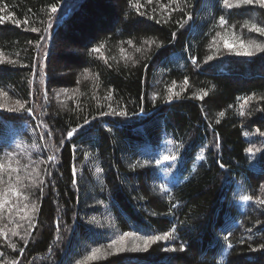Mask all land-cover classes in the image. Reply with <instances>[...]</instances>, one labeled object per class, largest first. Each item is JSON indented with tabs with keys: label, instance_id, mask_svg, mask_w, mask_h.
<instances>
[{
	"label": "trees",
	"instance_id": "obj_1",
	"mask_svg": "<svg viewBox=\"0 0 264 264\" xmlns=\"http://www.w3.org/2000/svg\"><path fill=\"white\" fill-rule=\"evenodd\" d=\"M230 3L0 0V16L28 21L0 23V193H20L0 196V264H264V7ZM166 140L181 167L163 195L138 162ZM166 231L147 251H110L126 232Z\"/></svg>",
	"mask_w": 264,
	"mask_h": 264
},
{
	"label": "snow or ice",
	"instance_id": "obj_2",
	"mask_svg": "<svg viewBox=\"0 0 264 264\" xmlns=\"http://www.w3.org/2000/svg\"><path fill=\"white\" fill-rule=\"evenodd\" d=\"M148 2L151 3V0H148ZM240 2L242 4H244V5L258 4L261 7H264V0H240ZM223 4L228 9H231L233 7V4L230 3V0H223ZM50 11L53 14L57 13L58 9H57V7H56L55 4L52 5ZM141 14H143V13H141ZM6 20H12V22L15 23L17 27H20L22 23L24 25H27L28 24V21L27 20H24L23 22H21L19 20H14L10 16H0V23L5 22ZM225 23H226V20H225L224 16H221L220 17V24H221V26H223ZM51 26H52L51 23H49L48 28H50ZM252 28L257 33H259L261 35H264V27H257L256 25H252ZM31 31H33V32H39L40 30L38 28L33 27V28H31ZM45 32H47V28L45 29ZM173 35H175V34H173ZM43 39H45V37L42 36L41 37V40H43ZM128 43L131 44L132 41L129 40ZM145 43L150 45L153 42L152 41H145ZM37 46H39V45H37ZM224 46H225V48H232L233 47V45L230 44L228 40H225L224 41ZM251 47H253V45H248V44H244L243 42H241L239 44V51H237V55H245V56L252 55V52L249 50ZM255 48L257 50H264V48H262V46H260V45H255ZM94 51H99V49H94ZM137 51H139V49H137ZM208 59L211 60V59H213V57L212 56H209ZM9 63L14 64L15 61H9ZM193 63H195V58H193ZM184 83H185V85H187L188 81L185 80ZM177 95H179V94L177 93ZM207 95H208L207 92H203L197 98L198 99H203ZM107 99L108 100H112V93L111 92H109V94L107 96ZM251 99H252V97H247L244 100V104H247L248 101L251 100ZM17 103H19V101ZM19 107H20V109H24V105L23 104H19ZM109 107H111V105H109ZM243 107H244V105H241L240 115H244ZM24 110L27 111V112H29V113L32 112V109H30V108L29 109H24ZM112 112H113V114H119V115H125L126 114L123 110H121L119 113H117L115 109H112ZM219 115L221 117H223L225 115V113L223 111H221L219 113ZM85 123H88V122L85 121ZM217 123H219V121H217ZM76 131H77V129H73V130L69 131L67 133V137L69 139L72 138L73 135L76 133ZM256 131L259 133L260 136H264V132L260 131L259 129H257ZM245 135H247V133H245ZM246 151L251 154L253 152V147H249ZM164 159H166V160L167 159H175V157L174 156L173 157L165 156ZM201 159H202V157H201ZM54 160H55V157L54 156H49L48 157V161L49 162H52ZM0 167H3V166L0 165ZM12 171L15 172V171H18V170L17 169H12ZM97 171H100V169H97ZM33 172L35 173V176H33L32 179H33V182L35 183L36 182V177L39 176V172L36 171L35 169H33ZM49 175H50V173H49ZM73 177H75V170H73ZM17 179H19V177H17ZM38 182L40 184H43L44 183V180L41 179ZM73 182H75V180H73ZM9 192L12 195H16V196H19L20 195V193L17 192L14 188H9V189H6L5 192L0 193V196H6ZM41 194H43V189L42 188H41ZM24 199L26 200L27 197L25 196ZM245 199H248V197H245ZM8 202L9 201L6 200V199L3 200V202H0V208H2L3 205L5 203H8ZM260 203L261 204H264V200H261ZM24 207L27 208L28 205L25 204ZM32 209L33 210H36L35 203L32 204ZM8 210H9V212L12 211L11 208H9ZM21 218L23 219V217H21ZM174 230L175 229L173 228V231ZM12 235L16 236V235H19V233L16 232L15 230H13ZM170 235H171V233L170 232H167V231L164 232L163 235H142V236H137L136 233H134V232H126V233H124L123 236L119 237L118 240H113L112 241V245H117V244L119 245L117 247V249H116L118 252H123V251H126V250H131V251H147L152 244H155V243L160 242V241H165V242L168 241L169 238H170ZM128 237H131L132 238V245H131L130 248H127L125 246V244H124L125 239L128 238ZM57 239L59 240V237H57ZM224 239L227 240L228 237L225 236ZM137 241H142L143 247H141L139 243H136ZM112 245H110V247ZM11 247L12 248H15L16 246L15 245H11ZM262 247H264V245H262ZM178 250L179 251H184L185 250L184 245L181 244L180 247H179V249L174 248V247L173 248H164V251H178ZM94 251H96V250H94Z\"/></svg>",
	"mask_w": 264,
	"mask_h": 264
},
{
	"label": "rangeland",
	"instance_id": "obj_3",
	"mask_svg": "<svg viewBox=\"0 0 264 264\" xmlns=\"http://www.w3.org/2000/svg\"><path fill=\"white\" fill-rule=\"evenodd\" d=\"M231 49H235L236 48L233 47ZM239 51V49H238ZM254 138V137H253ZM252 139V138H251ZM262 143H258L256 140H254L250 147H253V152L250 154V157L252 159V164H256L257 160H258V155L259 152H261V149L263 148ZM180 147L179 145L177 146L176 144L172 143L170 140H166L165 143L162 144L161 148L159 149V151L156 152V155L159 156L158 157V161H154L151 159V157L149 156V154H147L146 156L149 157V159L146 160H140V162H138V164L142 165V166H151L154 167L156 169V172L158 174V179L155 182L156 185V189L158 190V192H160L161 194L164 195L168 194L173 187L177 186L178 184V177H180ZM165 156H169V157H175V159H164ZM203 159V153L200 154V157L198 158V160L196 161V165L194 166V169L197 167L198 164H200L202 162ZM155 164V165H154ZM236 194H238L239 198H238V205L239 208L242 212H246L251 200L245 199L246 196H244L243 194H241L239 188H236ZM119 237L116 238V240H118ZM222 241H225V239H223ZM136 243H139L140 246H143L142 241H137ZM124 244L127 248H130L132 245V238L128 237L125 239ZM112 245V242H111ZM119 245H112L110 247V251L111 252H118L116 249Z\"/></svg>",
	"mask_w": 264,
	"mask_h": 264
}]
</instances>
